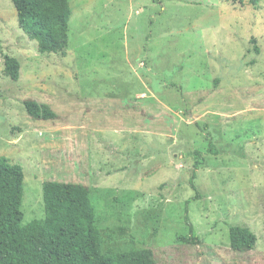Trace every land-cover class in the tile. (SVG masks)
Listing matches in <instances>:
<instances>
[{
	"label": "rangeland",
	"instance_id": "obj_1",
	"mask_svg": "<svg viewBox=\"0 0 264 264\" xmlns=\"http://www.w3.org/2000/svg\"><path fill=\"white\" fill-rule=\"evenodd\" d=\"M69 1L66 50L42 53L0 0V155L23 167L24 222L46 217L45 181L83 183L105 252L264 264V1Z\"/></svg>",
	"mask_w": 264,
	"mask_h": 264
},
{
	"label": "trees",
	"instance_id": "obj_2",
	"mask_svg": "<svg viewBox=\"0 0 264 264\" xmlns=\"http://www.w3.org/2000/svg\"><path fill=\"white\" fill-rule=\"evenodd\" d=\"M261 1L264 0H250V3L257 6ZM13 2L20 26L37 40L39 51L64 53L69 43L70 1ZM2 44L0 38V49ZM254 51L259 55L262 49L255 43ZM5 65L6 73L19 79L20 61L6 55ZM24 105L34 119L57 116L47 103L27 99ZM199 164L198 161L195 170ZM196 175L195 171L193 179ZM24 183L23 167L0 155V264H159L150 249L104 251L90 188L83 183L45 181L46 217L25 223ZM230 239L232 247L241 251L253 249L257 241L252 231L240 226L231 228Z\"/></svg>",
	"mask_w": 264,
	"mask_h": 264
}]
</instances>
